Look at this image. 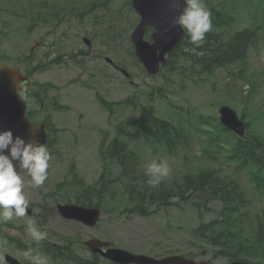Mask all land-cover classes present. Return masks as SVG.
Wrapping results in <instances>:
<instances>
[{"label": "rangeland", "instance_id": "1", "mask_svg": "<svg viewBox=\"0 0 264 264\" xmlns=\"http://www.w3.org/2000/svg\"><path fill=\"white\" fill-rule=\"evenodd\" d=\"M126 1H0V55L4 60L24 71L25 56L31 53V49L32 67L45 64L58 55H67L63 57L62 63L53 62L48 65L49 67L45 66L31 76L38 82L55 85L58 88L55 93L58 105L67 107L56 112L49 103L44 111L51 115L52 121L54 120L56 126L60 128V134L57 136L59 141L57 148L60 154L57 156L51 154L48 179L42 187H33L28 173L23 174L24 192L32 202L38 200L40 191L51 192L55 189L66 174L70 173L68 169L72 161L77 165V174L79 173L86 183L93 184L100 172V166L94 162L102 136L99 130H105L108 138L115 135L116 125L133 110L128 104L119 103L127 97L133 98L139 104H151L164 118L168 116L166 111L169 104L188 108L192 117L194 114L205 115L203 117L205 128L207 125L212 127L211 123L216 124L215 118L218 115L216 105L227 104L237 113H244V120L249 125V134L257 135L264 142V116H262L264 105L261 103V99L264 98V46L250 50L245 60L246 64L230 65L231 74L223 69H217L212 74L198 73L188 55H178L174 58L176 61L172 69L162 67L157 75L149 76L137 59L131 56L129 34L138 18L134 12H130V4H125ZM259 1L264 5V1ZM99 2L102 5L98 4ZM83 4L86 6L84 11L75 9L78 5L81 10ZM226 18L231 19V16L228 14L220 17L224 23ZM242 26L244 25H241L238 16L234 17L231 26L227 29L221 28L224 32L221 35L226 38L225 31L240 30ZM84 36L90 39L89 47L83 42ZM80 49L88 50V55H79ZM74 53H77V56L75 59H70ZM106 56L125 67L131 73L130 79L133 83L114 67L108 66L104 61ZM189 68L194 69L193 73ZM239 70L242 78L252 84L248 97L240 91L237 93L236 88L244 91V86L239 83L240 77H234ZM157 87L164 90L167 102L157 96L158 92L154 90ZM229 88L232 92L227 91ZM97 93L107 101L115 102L112 105L111 115H108L98 104ZM79 114H81L80 118H78ZM211 129L215 131V128ZM129 131L128 129L126 132ZM199 135L200 132L193 129L189 145L185 146V149H176L173 155L161 147H157L152 154L148 146L139 142L143 167L147 170L153 160H166L171 168V174L177 173L182 167L180 165L182 159H187L188 163L184 166H189L192 170H196L198 166L200 168L223 166L222 171L225 174L238 179L243 187H247L252 197L253 212H264V189L249 183V172L236 169L237 161L225 163L226 151L223 148L222 150L211 148L208 152L210 157L201 154L200 146L204 144L199 140ZM259 151L264 154V147ZM113 189L115 200L104 199L103 205L107 211L96 228H78L77 224L63 220L54 211H46L44 220L41 218L40 221L45 225L41 231L46 232L47 238L53 242H61L64 237L82 239L88 235H96L112 242L114 246L130 248L131 251L141 250L145 253H156L155 247L170 249L169 246L182 248L184 245L186 250L204 252L203 256H196L198 260H212L210 264L225 263V258L211 259L212 248L188 233L199 222L189 205L168 207L148 217L138 215L126 217L122 212L125 204L122 186L116 183ZM62 192L63 196L66 194L70 197L73 194L70 189ZM45 200L49 201V199ZM209 206L211 210L206 213L208 219L214 217L219 209L216 203H211ZM28 222L29 219L25 217H13L7 222L11 225L4 226L3 230L0 229V264H6L5 253L17 257L23 264H28L24 253L31 250L30 247L20 251L1 235L2 231L8 232L27 245L36 242L28 232ZM13 232L15 235L12 234ZM186 238L187 241L184 242ZM241 243H245L244 238ZM73 246L76 253L89 257V253L80 248L78 243ZM33 254L47 258L48 264H62L52 261L36 248Z\"/></svg>", "mask_w": 264, "mask_h": 264}, {"label": "clouds", "instance_id": "2", "mask_svg": "<svg viewBox=\"0 0 264 264\" xmlns=\"http://www.w3.org/2000/svg\"><path fill=\"white\" fill-rule=\"evenodd\" d=\"M174 24L182 29L188 37L187 42L193 46L185 48V51L195 52L213 28L212 13L203 0H183V8L175 17ZM22 100L29 108L39 109L34 98L24 96ZM50 160L46 144L26 142L20 136L14 137L10 129L0 131V224L11 221L13 217H24L29 210L30 201L24 194L25 182L13 161L27 171L33 187H42L48 179ZM170 174L171 168L166 160H153L146 170V175L150 177L147 184L156 188ZM28 232L37 243L47 238V233L39 229L35 218L29 220ZM12 234L15 235V232ZM24 257L28 264H48L47 258L34 255L31 250L26 251Z\"/></svg>", "mask_w": 264, "mask_h": 264}, {"label": "water", "instance_id": "3", "mask_svg": "<svg viewBox=\"0 0 264 264\" xmlns=\"http://www.w3.org/2000/svg\"><path fill=\"white\" fill-rule=\"evenodd\" d=\"M158 2L161 5L158 6ZM168 0H133L134 6L140 12L142 18L141 22L136 28V32L132 35L137 44V53L139 57L144 61L149 70L156 68V63L161 60V56L153 53L155 48L162 50L168 49L178 40L179 33L177 27L172 23H165L163 6L168 5ZM154 24L158 26V34H154V38L157 41L150 47L146 42L142 41L141 36L143 34L144 26L146 24ZM163 54V53H161ZM23 79L20 71L14 67H8L4 64H0V131L10 129L13 136H20L26 142L43 143L44 134L42 127H36L32 123L28 122L25 117V109L17 98V90L19 82ZM222 113L221 119L231 125V127L242 134L243 125L237 121L234 112L227 107L220 109ZM5 154L8 151L5 150ZM17 171L20 170L17 163L13 161ZM120 254H126L129 256L130 261L148 262L141 258V256L129 255L123 251L116 250ZM157 264H187L185 261L179 258L166 259L161 262H154ZM191 263V262H188Z\"/></svg>", "mask_w": 264, "mask_h": 264}, {"label": "trees", "instance_id": "4", "mask_svg": "<svg viewBox=\"0 0 264 264\" xmlns=\"http://www.w3.org/2000/svg\"><path fill=\"white\" fill-rule=\"evenodd\" d=\"M247 35L245 31L239 33L238 35H235L225 46L219 45L216 48H212L211 46L205 47L206 45L201 46L200 48L196 49L205 51V55L203 57L209 58V60L215 64H219L223 59H227L228 56H237L239 55L240 51L245 49L246 47V41ZM208 38L205 39V44L209 43ZM238 43V48L234 51L236 44ZM192 46V45H191ZM193 47V46H192ZM218 51V54L215 53V51ZM195 51V52H196ZM234 51V52H233ZM233 52V53H232ZM211 64V65H215ZM143 123L146 124L144 127H148V129H151L156 124L151 120L149 116H145L142 119ZM175 135V138H180V133L178 131L172 132ZM250 143L248 141H238L237 147L245 154L246 157H251ZM110 151V154L117 158V161L114 162V164L120 163L123 167V170H127L131 164H132V157L127 156L126 146L123 142L119 141L118 139L113 140L111 143V147L108 149ZM124 165V166H123ZM123 173V172H122ZM127 173V172H126ZM210 175V173H209ZM210 178L207 179L205 174L198 177L195 181H188L183 184V186L180 187L179 194H182L186 191L188 187H191L192 189L201 190V189H215L214 193L222 191V183L218 178H213L210 175ZM142 181H139L140 184L138 187V190L136 191L133 189V191H130V204L133 205V208L135 211H139L142 213V211H146L148 208H150L154 204H163L167 202L168 193L170 192V189L166 187H156L151 188L147 182L141 183ZM148 188H147V185ZM148 189V190H147Z\"/></svg>", "mask_w": 264, "mask_h": 264}, {"label": "flooded vegetation", "instance_id": "5", "mask_svg": "<svg viewBox=\"0 0 264 264\" xmlns=\"http://www.w3.org/2000/svg\"><path fill=\"white\" fill-rule=\"evenodd\" d=\"M29 82V81H28ZM28 82H26V83H28ZM27 90H30V87H28L27 85H24L23 87H22V91L21 92H26Z\"/></svg>", "mask_w": 264, "mask_h": 264}]
</instances>
